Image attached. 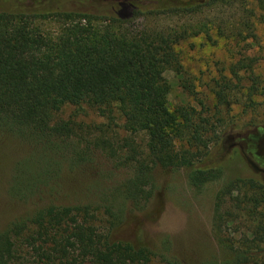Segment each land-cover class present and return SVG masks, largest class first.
I'll list each match as a JSON object with an SVG mask.
<instances>
[{"label": "trees", "instance_id": "obj_1", "mask_svg": "<svg viewBox=\"0 0 264 264\" xmlns=\"http://www.w3.org/2000/svg\"><path fill=\"white\" fill-rule=\"evenodd\" d=\"M114 1L109 16L0 9V137L29 151L13 170L9 196L26 206L0 228V264H151L156 254L149 247L114 233L147 209L156 192L155 169H186L196 188L222 175L207 164L210 121L194 108L168 106L165 72L183 73L177 48L186 31L134 24L195 13L213 0ZM46 21L56 25L53 32ZM241 69L255 86L252 65L231 68L238 80ZM217 97L224 102L228 96L219 91ZM68 106L89 108L107 124L86 125L77 114L65 119ZM118 121L122 133L114 129ZM95 151L129 169L131 177L102 191L104 202L69 201V170L90 163ZM244 182H231L220 199ZM249 183L255 204H264V185ZM250 256L239 253L223 264H248ZM162 259L184 264L175 255Z\"/></svg>", "mask_w": 264, "mask_h": 264}, {"label": "rangeland", "instance_id": "obj_2", "mask_svg": "<svg viewBox=\"0 0 264 264\" xmlns=\"http://www.w3.org/2000/svg\"><path fill=\"white\" fill-rule=\"evenodd\" d=\"M116 6L114 0H0V9L44 14L109 16ZM44 24L51 32L56 29L52 21ZM134 24L186 31L177 48L183 73L165 72L171 86L168 106L172 111L194 108L210 121L214 132L207 164L222 170V175L196 188L190 185L186 169H155V196L144 213H134L133 225L126 222L116 229L115 238L149 247L156 254L151 264H166L162 257L167 255L180 257L184 264L209 260L223 264L231 263L239 253L251 254L248 264H264V204H255L249 183L264 185V0H213L195 13L140 19ZM238 62L252 65L257 76L255 86L244 69L239 72L240 80L234 77L231 68ZM219 91L228 96L224 102L217 97ZM76 114L77 122L86 125L107 124L89 108L68 106L61 113L65 119ZM117 124L114 129L122 133V122ZM28 152L20 142L0 137V228L24 212L26 205L11 199L8 191L16 163ZM130 177L129 169L95 151L90 163L69 170V201H103L105 195L99 197L102 191L120 186ZM239 180L245 182L221 200L225 187L231 188V182ZM218 208L222 220L217 226ZM137 227L142 229L139 237Z\"/></svg>", "mask_w": 264, "mask_h": 264}]
</instances>
